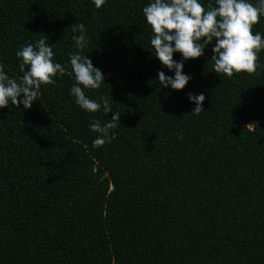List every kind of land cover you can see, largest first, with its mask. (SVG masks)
Wrapping results in <instances>:
<instances>
[{"label":"trees","instance_id":"16d2710c","mask_svg":"<svg viewBox=\"0 0 264 264\" xmlns=\"http://www.w3.org/2000/svg\"><path fill=\"white\" fill-rule=\"evenodd\" d=\"M149 2L0 0L6 73L22 75L15 53L41 36L65 65L83 23L104 75L86 95L121 125L93 146L88 124L112 112L79 108L68 74L31 107L0 108V264H264V50L256 72L229 78L213 71V41L184 61V88L161 87L157 72H172L150 44ZM252 31L264 36V17Z\"/></svg>","mask_w":264,"mask_h":264},{"label":"clouds","instance_id":"9594fccd","mask_svg":"<svg viewBox=\"0 0 264 264\" xmlns=\"http://www.w3.org/2000/svg\"><path fill=\"white\" fill-rule=\"evenodd\" d=\"M92 3L100 8L106 0H92ZM142 12L151 28L150 44L155 57L172 72L170 76L164 71L157 72L161 87L184 88L191 79L182 71L184 61L203 55L205 46L213 41L211 60L215 73L231 78L234 73H254L259 67L258 55L264 50V36L259 31L253 33L252 26L264 17V0H214L207 7L201 0H150ZM69 27L76 50L70 53L65 65L53 59L52 44L46 36L16 51L22 73L19 78L9 76L0 64V108L10 102L27 109L40 97L42 85L54 84L57 77L68 74L75 81L69 91L79 108L88 113L112 112L111 119L105 123L93 117L88 124L97 133L93 146H102L109 141L111 130L121 126L120 113L113 111L104 96L97 100L86 95L87 89H98L104 83V75L85 54L88 38L84 24ZM174 53L180 54L179 60L173 59ZM187 99L194 103L192 113L204 111L203 93H188Z\"/></svg>","mask_w":264,"mask_h":264}]
</instances>
